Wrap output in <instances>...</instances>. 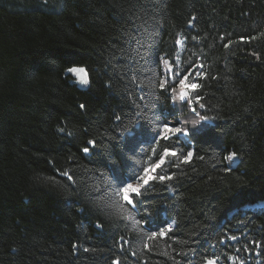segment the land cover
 Instances as JSON below:
<instances>
[{"label": "trees", "instance_id": "16d2710c", "mask_svg": "<svg viewBox=\"0 0 264 264\" xmlns=\"http://www.w3.org/2000/svg\"><path fill=\"white\" fill-rule=\"evenodd\" d=\"M211 259L264 264V0H0V264Z\"/></svg>", "mask_w": 264, "mask_h": 264}, {"label": "water", "instance_id": "95a60500", "mask_svg": "<svg viewBox=\"0 0 264 264\" xmlns=\"http://www.w3.org/2000/svg\"><path fill=\"white\" fill-rule=\"evenodd\" d=\"M70 74L76 78L79 86L86 87L88 85V73L83 66H74L69 70ZM204 264H217L216 259L207 260Z\"/></svg>", "mask_w": 264, "mask_h": 264}, {"label": "rangeland", "instance_id": "374dc122", "mask_svg": "<svg viewBox=\"0 0 264 264\" xmlns=\"http://www.w3.org/2000/svg\"><path fill=\"white\" fill-rule=\"evenodd\" d=\"M180 96L182 97L183 100L186 99V91L185 90H182L180 92ZM174 103L178 105V101L175 99L174 100ZM180 128V123L178 122V119L175 117V118H172L169 123L167 124V127H165L166 130L168 131H171L174 132V131H177V129ZM234 160L236 159L235 156H233ZM145 180H142L140 178H138V180L130 183L131 185H135V186H139L141 185Z\"/></svg>", "mask_w": 264, "mask_h": 264}, {"label": "snow or ice", "instance_id": "6c2138e0", "mask_svg": "<svg viewBox=\"0 0 264 264\" xmlns=\"http://www.w3.org/2000/svg\"><path fill=\"white\" fill-rule=\"evenodd\" d=\"M162 87H164V86L162 85ZM192 87L195 88V87H197V85H193ZM193 123H196V122L193 121ZM165 127H167V124H165ZM177 131H179V129H177ZM189 155H191V153H189ZM232 155L234 156L235 153H233ZM231 158H232V157L230 156L229 159H231ZM160 179L163 180L164 177H161ZM129 187H131V186L129 185ZM133 191H135V189H133ZM125 192H126V194L124 195V200H125V201H129V196L127 195V190H125ZM145 215L150 217V215L147 213V211L145 212Z\"/></svg>", "mask_w": 264, "mask_h": 264}]
</instances>
